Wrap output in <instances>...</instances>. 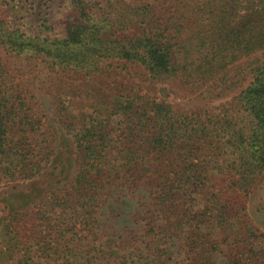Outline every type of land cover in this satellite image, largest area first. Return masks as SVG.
Here are the masks:
<instances>
[{"label": "trees", "instance_id": "obj_1", "mask_svg": "<svg viewBox=\"0 0 264 264\" xmlns=\"http://www.w3.org/2000/svg\"><path fill=\"white\" fill-rule=\"evenodd\" d=\"M10 2L0 0V177L41 176L54 152L57 124L85 167L76 173L72 198L54 194L37 211L13 208L9 222L31 235L37 220L61 237L77 222L92 232L94 207L103 202L101 174L110 179L96 167L116 163L111 132L117 125L130 161L117 176L130 174L133 182L142 162L151 161L158 204L175 214V224L163 216L165 226L177 231L201 222L206 215L192 209L188 198L205 192L219 227L244 218V261L233 257L228 264H264V252L253 245L264 243L258 239L264 233L254 231L246 214V199L264 173V0H26L23 15L12 14ZM34 69L47 79L24 77ZM133 76L147 83L146 91L125 82ZM101 89L115 96L103 108L107 113L91 111L81 124L71 122L72 100ZM42 90L53 113L42 108ZM174 92L208 102L184 111L168 100ZM65 172L63 167L59 175ZM180 204L184 212L174 209ZM190 233L198 250L206 251L203 228ZM90 254L83 257L86 264L109 261Z\"/></svg>", "mask_w": 264, "mask_h": 264}, {"label": "rangeland", "instance_id": "obj_2", "mask_svg": "<svg viewBox=\"0 0 264 264\" xmlns=\"http://www.w3.org/2000/svg\"><path fill=\"white\" fill-rule=\"evenodd\" d=\"M10 5L11 13L14 15L28 13L26 0H12ZM16 61L13 57L9 59L11 69L15 68ZM34 74H38L40 79L48 77V75L45 77V72L37 73L35 69L24 77H32ZM130 79H125L130 86L132 83L141 85L143 91L148 88L147 83L141 82L137 77L133 76ZM240 88L241 86L238 89ZM101 90L94 97L74 98L68 107L69 120L78 125L91 111L106 114L103 108L107 103H113L115 96L111 94V90ZM43 93L46 92L42 90L39 94L42 108L45 113L50 114L54 107L50 98ZM231 94L228 97H231ZM168 100L176 107L183 106L184 111H193L197 105L208 102V99L201 97L184 98L175 92L170 93ZM210 102L217 104L220 100L212 99ZM119 132L121 130L114 125L111 137L118 144L112 151L117 157L116 163L113 160L108 164H102L101 161L99 165H97L99 161L94 163L97 165L96 169L105 168L104 171L106 175L110 174V179L101 174V179L105 182L101 197L103 202L99 208L94 207L97 222L90 233L84 229L81 222H77L75 230L61 237L55 232L52 233L54 228H47L37 220L36 234L31 235L21 227L12 225L7 218L8 212L10 213L13 208L22 212L37 211L54 194L58 197H67L69 194L70 198L73 197L72 187L76 173L85 165L82 161L76 160L71 136L61 125H56V140L52 143L54 152L41 176L34 179L35 181L7 180L0 177V264H33L35 261L51 264H86L83 257L94 256L90 253H97V257L108 256L109 261H106L107 259L102 262L96 261V264H200V261L201 264H228L234 261V258L239 262L244 261L245 256L242 253L244 236L241 234L244 218L240 217L238 224L227 225L226 228L219 227L210 215L207 207L209 195L205 192L193 193L188 198L192 209L206 215L201 222L193 220L177 231L165 226L168 220L163 216L168 215L169 222L175 224V214L170 213L172 209L167 210L158 204V190L150 177L153 171L151 161L142 162L140 165L142 173H136L133 182H130L133 180L130 174H127L126 179L119 177L122 175L119 172L130 165L126 153L128 149L122 151L123 140L118 137ZM63 167L66 172L59 175ZM221 177L223 176L218 175L215 179L222 182ZM3 205H7L8 208ZM174 209L177 212H184L181 204ZM246 214L254 231L257 234L264 233V173L258 176L246 199ZM154 221L155 227L152 228ZM200 226L205 232L206 243L202 246H207L206 251L198 250L199 244L190 233L193 228ZM258 239L264 238L259 236ZM259 241H253V245L264 252V243ZM246 247L248 251L247 244ZM260 262L262 261L247 259L243 263Z\"/></svg>", "mask_w": 264, "mask_h": 264}]
</instances>
